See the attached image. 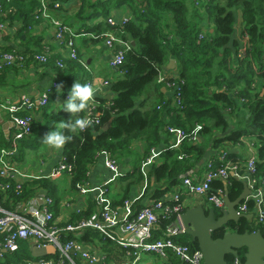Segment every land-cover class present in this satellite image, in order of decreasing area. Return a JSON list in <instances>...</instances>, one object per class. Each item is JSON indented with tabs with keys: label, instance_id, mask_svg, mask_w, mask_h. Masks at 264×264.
<instances>
[{
	"label": "trees",
	"instance_id": "1",
	"mask_svg": "<svg viewBox=\"0 0 264 264\" xmlns=\"http://www.w3.org/2000/svg\"><path fill=\"white\" fill-rule=\"evenodd\" d=\"M114 3H121L129 9L125 16L128 20L122 26H110L105 21ZM0 6L5 15L1 21L9 20L10 26L18 25L14 37L20 39L25 47L23 52L9 48L4 50L19 54L23 57V63L17 60L12 66L0 70V89L15 87L13 80L17 75L28 71L34 64L42 65L34 58L44 53L47 44L41 43V38L34 35L39 26H48L52 18L61 21L77 35L101 38L109 31L130 48L123 52L117 77L106 82L112 99L99 98L91 105L93 121L98 120V123L93 122L92 127L83 132L63 130L65 135L72 136L71 141L61 149L62 157L72 170L68 188L62 190L50 180L27 182L22 193L15 196V202L27 201L37 188H41L53 199L55 205L52 210L56 215L64 194L68 192L75 196L79 187L88 182L91 167L99 155L109 153L119 163V160L130 156L132 146L140 142L147 157L155 152L162 141L166 148L160 153L157 164L146 172L137 168L133 173L124 175L119 182L121 188L117 198L111 199L109 206H122L144 174L149 175V184H154V190L147 199L160 201L180 184L182 177L190 172H200L208 160L218 162L219 155H227L234 162L243 161L245 147L240 140L249 135H252L249 141L257 160L255 177L258 184L264 187V0H79V6L71 16L64 14L66 11L62 3L49 13L50 18L40 16V0H0ZM100 18L105 20L93 25L92 21ZM94 38L90 42L99 40ZM33 46L38 47L39 51L33 50ZM119 48L124 50L117 45L110 52L111 55L117 53ZM77 50L76 60L52 56L49 50L44 65L50 64L57 69L62 82L56 83L63 85L64 90V93H58L57 88L53 92L51 90L49 101L53 94H61L63 98L68 96L75 82H93L85 58ZM171 59L175 61V68L167 72L166 66ZM57 62L62 67H58ZM83 62L88 71L83 67ZM163 72L173 73L175 80L158 84L157 79ZM147 88H152L155 101L142 99ZM172 95L180 96L178 106L181 108L172 104ZM37 110L43 120L52 123V127L58 118H63V122L68 121L66 115L47 106ZM108 123L110 127L104 129ZM166 126L184 131L186 138L180 150L171 148L172 136L165 132ZM43 129L42 123L34 118L33 139L39 138ZM7 143L3 137L1 139L0 133V149ZM233 148L239 150L243 157L237 158L230 150ZM216 166L222 165L216 163ZM211 186L225 189L229 200L235 201L242 193L244 183L229 175L225 185L215 181ZM144 196L135 203L133 210L145 205ZM88 200L86 210L72 214L69 221L58 226L63 228L95 213L96 201ZM247 203L249 210H253L254 204ZM175 222L174 213L166 218L161 216L159 231L154 233L153 240L162 238L167 227ZM228 227L238 234L260 232L264 236V224L254 226L244 218ZM223 235L224 231L220 230L213 234V238ZM61 239H75L93 246L97 251L108 254L109 259L122 260L129 252L110 239H102L101 234L92 229L84 230L78 237L64 231ZM176 242L185 244L192 251L199 250L197 243L186 234L180 235ZM245 254L246 250L242 249L237 258L243 262ZM24 257L34 259L26 242L20 244L16 253L4 254V259L11 262ZM46 257L57 259L58 254ZM234 260V256L226 257L227 264H233ZM9 263L0 261V264ZM169 264L187 263L169 254Z\"/></svg>",
	"mask_w": 264,
	"mask_h": 264
},
{
	"label": "built area",
	"instance_id": "2",
	"mask_svg": "<svg viewBox=\"0 0 264 264\" xmlns=\"http://www.w3.org/2000/svg\"><path fill=\"white\" fill-rule=\"evenodd\" d=\"M6 1L9 2L10 0ZM61 4L60 0H40L41 7L38 12H40L42 18H50L49 13L58 9ZM1 17H5V15L0 6V43L5 37L4 30L6 31L10 26L9 20L3 22ZM127 20V17H123L120 22H116L113 18L108 17L106 21L110 26H122ZM48 24L53 31L52 38L60 46H63L67 58L76 60L78 54L76 39L83 35L75 34L57 19H51ZM10 29L11 34H13L18 30V25L10 26ZM103 37L110 52L117 45L124 48V50L119 48L117 53L111 55L110 67L118 69L123 62V52L130 49L129 45L111 34H106ZM49 50L48 47L44 48V53L36 55L34 60L44 65L47 62ZM18 55L16 52H1L0 70L12 66L17 60L19 63H23V57ZM56 65L62 67L60 62H57ZM83 65L87 70L84 62ZM166 80H175L174 74L163 72L159 75L157 83L164 84ZM86 83L97 89L93 84L94 81H87ZM102 86L108 87V84L104 82ZM56 88L57 83L52 82V85L42 93L37 101L26 93L19 95L16 103L12 100H0V109L8 114L11 124L16 128L12 135L4 136V140L8 143L0 149V201L4 196L10 198V201L14 204L13 210H6L0 206V261L3 260L5 253H16L19 250L20 243L24 241L36 248L52 246L56 249L58 258H34L16 264H99L97 259L89 252L88 245H84L75 239L67 241L61 239V233L64 231L78 237L84 230L92 229L99 232L102 239H110L116 245L129 250L122 257V260L109 259L108 254L102 253L101 264H148L145 261L148 256L158 257L163 261V264H169V254L187 264H203L202 254L199 250L192 251L185 244L176 242V239L185 230L181 221V215L184 212L182 200L194 197L203 198L212 208L219 211L223 210L225 208L223 201L225 189L224 191L214 189L211 185L215 181L225 185L229 175L241 180L249 191L236 209L237 215L248 216L249 222L254 226L264 224V187L258 184L255 177L257 160L255 150L253 151L252 144L249 141L252 135L242 137L240 140L245 147V159L243 161L234 162L227 155H219L218 162L208 160L201 175H198V172H190L189 175L181 178L180 184L172 188L163 200H150L149 203L135 213H131V209V212L129 211L131 205L129 200L124 201L123 205L119 207L109 206L108 191L103 189L94 199L97 204L95 213L87 219L69 223L62 228L58 226L59 223L52 210L55 205L54 201L43 189L37 188L35 194L25 202H15V196L18 197L22 193L24 184L27 182L57 181L61 177L70 180L72 176L71 167L65 162L62 155L56 166L45 175L29 174L20 168L19 144L32 135L33 113L48 104L49 94L51 90L53 92ZM66 99L67 96L64 100ZM179 99L180 96H173L171 99L172 104L178 106ZM178 108L181 107L178 106ZM91 110L92 107L90 106L88 114L93 120ZM93 122L98 123V120ZM165 132L172 136L171 148L180 150L186 138L184 131L166 126ZM154 153L145 158L142 164L143 172L148 167L155 165L158 156ZM101 155L106 156V166L110 171L116 172L119 169L116 158L109 153ZM216 163L222 166L217 167ZM89 188L90 185L87 182L79 187L76 194L85 196ZM247 202L254 204L253 210H249ZM63 204L65 207L70 205L66 201ZM87 207L77 210L76 213L86 210ZM171 213L176 215V222L167 227L162 238L153 240L154 233L159 231V218L161 216L166 218ZM233 264H241V261L235 258Z\"/></svg>",
	"mask_w": 264,
	"mask_h": 264
},
{
	"label": "crops",
	"instance_id": "3",
	"mask_svg": "<svg viewBox=\"0 0 264 264\" xmlns=\"http://www.w3.org/2000/svg\"><path fill=\"white\" fill-rule=\"evenodd\" d=\"M61 3H63L64 8V14L66 16H71L78 8L79 6V0H60ZM91 2H96V0H90ZM129 13V9L126 5H122L121 3H114L113 7L109 10V17L113 18L116 22H120L123 17L127 16ZM104 21L105 18H100V20H94L93 25L98 23L99 21ZM107 20V19H106ZM105 20V21H106ZM107 22V21H106ZM10 28H7V30H4V33L6 37L2 40V43H0V53L7 51V48L12 49V51L17 52H23L25 50V47L23 46V42H21L20 39H17V37H14V33L11 34L12 31H10ZM52 28L48 24L39 26V28L36 30V35L39 38H41V43L47 44V47L52 51V56L60 57L63 59H68L66 56V51L64 48H62L53 38H52ZM110 32L104 33V35L109 34ZM101 36V38H94L91 35L88 36H79L76 39L77 48L81 52L82 56L85 58L86 65L89 67V70L92 75V79L94 81V86L97 88L96 95L94 97V101L96 99L106 98V96L110 95L109 90L107 92H102V90H107L108 87L102 86L104 82H111L115 77L118 75V70L113 69L110 67V61H111V53L107 49L105 45V38ZM89 38V39H88ZM99 39L97 42H90V40ZM87 40H89L87 42ZM33 50L39 51V48L36 46L32 47ZM65 60V61H66ZM33 62L30 61V65H32ZM63 80V79H62ZM15 83V87H9L7 88H1L0 89V100H12L14 103L17 102V98L19 95L26 93L29 97H31L33 100L37 101L42 93L49 88L52 85V82H62L60 75L57 73V69H54L53 65H35L33 67H30L28 71L21 72L20 75H17L16 78L13 80ZM71 89V88H70ZM152 88H147L145 93L143 94V100L146 98L148 100L153 99L152 101H155L156 96L155 94H152ZM62 93H64V90H62ZM64 95V94H63ZM168 97H171L170 94L166 93ZM64 98L61 94H53V96L50 98V109L51 110H58L60 114L66 115V118H70L71 114L63 111L62 109V103L64 102ZM141 101L138 102L140 104ZM48 105V106H49ZM92 105V104H91ZM148 108V106H146ZM34 118H36L39 122L42 123L44 126L43 132L41 133V136L37 139H33V134L26 138L25 140L21 141L19 144V162L20 168H22L25 172L29 174H48L50 170H52L57 162L59 161V158L62 155V150H53L52 152H48V150L51 148L49 147L45 142L43 137L46 135V131L52 129V123L50 121L43 120L42 114L39 113V111H35L33 113ZM65 118V119H66ZM16 131V128L11 124L9 116L6 112L0 109V133H1V139L2 137L13 134ZM48 134V133H47ZM167 139H169L167 137ZM26 143V144H25ZM42 143L47 150L41 151L39 150L38 145ZM170 143V142H169ZM166 148V145L164 142H160L159 146L155 150V155L157 157V161L155 164H157L159 160V155L162 151H164ZM132 154L127 157H125L123 160H119L118 166L119 169L116 172L110 171L106 166V156L105 155H99L95 161V164L91 167L90 173H89V185L90 188L88 189V193L85 196L80 195H70L68 192L64 194L63 199L59 202L58 206V214L56 213L55 217L58 221V223H65L70 220L71 215L75 214L77 210L84 209L85 206H88L89 200H94L99 193L103 189H107L108 194V202L111 201V199L117 198V194L120 187V179L126 175L127 173H133L135 169L143 167V162L146 158L145 154V148L144 145L140 142H136L132 148ZM233 151V153L236 154L237 158L243 157L241 156V152L237 150L236 148L230 149ZM49 154V156H46L41 158L39 155L41 154ZM32 155L31 158L28 156ZM25 157L22 159V157ZM39 157L41 159H39ZM29 164V166H28ZM149 169H145V172ZM203 170V169H202ZM202 170L198 172V175L202 174ZM37 171L41 172L38 173ZM64 177L59 178L62 180ZM149 175L144 174V178L142 181L135 186V188L130 192L129 196V202H130V208L131 213H135L137 211L133 210V207L135 206V203L142 198L143 195H145L143 204H147L150 202V199L148 195L151 194V192L154 190V184H149ZM69 180L67 178H64V181H62L61 188L62 190H66L68 188ZM35 193V192H34ZM168 196V195H167ZM11 199L8 197L2 196V200L0 201V206H2L6 210H13V203L10 201ZM69 200V201H68ZM66 201L70 205L65 207L63 202ZM72 201V202H71ZM182 206L183 209H191L197 206H203L206 210H209L211 207L210 204L203 198H190V199H183L182 200ZM88 208V207H87ZM248 217V216H247ZM25 243L24 241L20 244ZM27 247L30 249L33 247L32 244L26 242ZM89 252L92 253V255L97 259L98 263L101 264V255L102 252L99 250L97 251L95 247L89 246L88 247ZM31 255V254H30ZM155 260H160L158 257L152 256ZM25 259H21L20 261H26L29 260L27 257H24ZM9 264H16L20 261H7V259L3 258L1 261L2 263L5 262ZM161 261V260H160ZM152 260L148 261V264H152ZM161 264H163V261H161Z\"/></svg>",
	"mask_w": 264,
	"mask_h": 264
},
{
	"label": "water",
	"instance_id": "4",
	"mask_svg": "<svg viewBox=\"0 0 264 264\" xmlns=\"http://www.w3.org/2000/svg\"><path fill=\"white\" fill-rule=\"evenodd\" d=\"M174 68L175 61L171 59L166 69L171 71ZM122 79H125V77H122ZM134 79L136 78L131 80ZM108 90H102V92ZM162 91L165 92V89ZM105 99L110 101L112 96L108 95ZM109 127L110 124L108 123L104 126V129ZM204 163L205 161L202 162V164ZM248 193L249 191L244 184L240 196L235 201H231L225 190L223 196L225 208L218 212L212 207L206 210L203 206L184 210L181 215V221L185 227L183 234L188 235L193 242L197 243L202 254L203 264H227L226 257L231 255L237 258L239 251L242 249L246 250V254L241 264H264V236L260 232L238 234L229 230L228 227L229 223H237L242 218L248 220L246 215H237L236 213V209ZM220 230L224 231V235L221 238H213V234ZM55 253L56 249L52 246L45 248L32 247L30 249L32 258H42Z\"/></svg>",
	"mask_w": 264,
	"mask_h": 264
},
{
	"label": "clouds",
	"instance_id": "5",
	"mask_svg": "<svg viewBox=\"0 0 264 264\" xmlns=\"http://www.w3.org/2000/svg\"><path fill=\"white\" fill-rule=\"evenodd\" d=\"M63 85H57V92L62 93ZM98 90L90 84L75 82L68 92L67 99L61 104L63 111L71 116L66 122H60L57 130L50 131L44 137V142L55 150L63 148L66 142L71 141V135H65L64 129L70 133L83 132L93 125V120L88 114V109L94 103ZM85 115L81 116L80 114Z\"/></svg>",
	"mask_w": 264,
	"mask_h": 264
},
{
	"label": "rangeland",
	"instance_id": "6",
	"mask_svg": "<svg viewBox=\"0 0 264 264\" xmlns=\"http://www.w3.org/2000/svg\"><path fill=\"white\" fill-rule=\"evenodd\" d=\"M52 18V17H51ZM52 19H54V18H52ZM7 25V24H6ZM7 27H8V25H7ZM9 28H10V26H9ZM66 97V96H65ZM65 97H64V99H65ZM49 103L50 102H48V104L46 105L47 106V108H50V105H49ZM49 105V106H48ZM45 107V106H44ZM60 122H63V118H58L55 122H53L54 123V125L55 126H53V128L52 129H50V131H53V130H57L58 129V127H59V124L58 123H60ZM57 124V125H56ZM49 130H47L46 131V133L45 134H47V133H49L50 132ZM45 137V136H44ZM44 137H43V139H44ZM38 147H39V150H41V151H44V150H47L48 148H46L45 146H44V144H42V143H40L39 145H38ZM53 150H55V149H53V148H50L49 150H48V152H52ZM48 152H47V154H41V155H39L41 158H43V157H45V155L46 156H49V154H48ZM29 158H31L32 157V155H30V156H28ZM39 157V159H41ZM25 157L23 156L22 157V159H24ZM28 166H29V164H28ZM38 173H41V172H39V171H37ZM35 175H40V174H36L35 173ZM62 181H64V178L62 179V180H57V181H53V182H56L57 184H58V186H60V188H61V185H62ZM62 189V188H61ZM69 201V200H68ZM72 202V201H71ZM150 260H152L153 262H152V264H161V261L160 260H155L152 256H148V257H146L145 258V261H150ZM79 264H81V263H79Z\"/></svg>",
	"mask_w": 264,
	"mask_h": 264
},
{
	"label": "flooded vegetation",
	"instance_id": "7",
	"mask_svg": "<svg viewBox=\"0 0 264 264\" xmlns=\"http://www.w3.org/2000/svg\"><path fill=\"white\" fill-rule=\"evenodd\" d=\"M238 223V222H237ZM232 224H235V222H231L228 224V226H232Z\"/></svg>",
	"mask_w": 264,
	"mask_h": 264
}]
</instances>
